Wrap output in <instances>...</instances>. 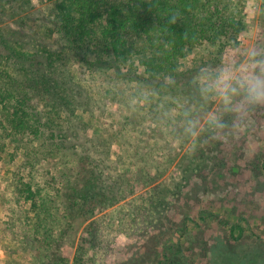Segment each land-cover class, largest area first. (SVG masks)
I'll list each match as a JSON object with an SVG mask.
<instances>
[{
    "label": "rangeland",
    "instance_id": "obj_1",
    "mask_svg": "<svg viewBox=\"0 0 264 264\" xmlns=\"http://www.w3.org/2000/svg\"><path fill=\"white\" fill-rule=\"evenodd\" d=\"M31 1L30 7L21 8L0 27L15 30L25 20L42 31L51 4ZM232 1L245 23L235 45L247 42L264 49V0ZM230 45L221 50V61L234 55ZM218 51L220 47L201 41L179 60L180 71L209 64ZM134 68L142 74L136 64ZM72 70L89 92L88 98L99 102L69 115L81 123L82 132L67 138L86 156L81 175L85 181L95 176L100 188L92 192L80 213L72 214V186L81 176L73 168L78 165L73 157L51 156L52 147L39 140L29 143L35 154L25 157L18 150L10 160L12 147L2 139L0 148L9 153L0 160V264L34 262L35 253L30 249L17 252L8 234L11 218L20 213L25 217L22 225L29 229L32 221L28 219L35 217L30 202L17 200L19 181L36 192L37 206L45 212L40 219L49 222L51 229L47 235H56L61 243L58 249L69 256L66 262L57 260L55 264H162L159 261L168 252L166 245L173 247L163 264H264V107L249 113L242 125L237 113L227 115L225 119L232 125L227 138L205 128L196 136L188 135L182 118L172 124L169 135L160 134L162 120L154 118L155 123L149 124L152 113L147 112L144 101L149 95L146 89L113 82L108 79L111 72ZM114 86L121 96L112 102L107 91ZM195 101L192 106L183 105L195 111L198 96ZM208 107L202 111L218 110L215 104ZM175 113V109L168 112L170 116ZM144 124V141L151 146L141 150L133 129ZM28 159H33L30 168H26ZM102 189L107 190L105 197ZM203 210L213 216L199 220ZM187 217L195 222H188ZM69 220L73 223L63 235L61 230ZM234 223L244 229L239 238L238 230L231 232ZM67 239L71 246L65 244Z\"/></svg>",
    "mask_w": 264,
    "mask_h": 264
},
{
    "label": "trees",
    "instance_id": "obj_2",
    "mask_svg": "<svg viewBox=\"0 0 264 264\" xmlns=\"http://www.w3.org/2000/svg\"><path fill=\"white\" fill-rule=\"evenodd\" d=\"M31 2L0 0V23L18 15L21 8L30 7ZM47 2L51 8L47 11L49 19L42 21V31H39V26H30V21L25 20L15 30L4 25L0 27V141L8 140L13 150L10 160H13L18 150H23L25 157L35 154L36 150L31 152L33 147L29 143L42 140L52 147L50 151L53 152L49 151L51 156L63 154L66 158L70 154L74 165L78 163L73 168L79 175L87 159L77 152L75 142L68 141V135L82 132L81 123L76 118L70 119V116L90 107L92 102L98 103L99 99L88 98L89 92L77 82L72 67L80 69V72L83 70L84 74L111 72L108 79L113 82L134 83L146 89L149 95L144 101L147 112L152 113L149 124L155 123L154 118L162 120L158 124V133L169 135L172 124L181 118L177 112L184 107L183 103L187 102L188 106L196 104L194 78L197 67L182 72L179 60L204 40L220 47L218 55L214 54L210 63L220 62L221 50L227 43L235 45L236 36L245 28L244 21L239 18L238 5L232 0ZM135 64L142 69V74L137 73ZM126 66L128 69L123 72ZM114 88L107 91L113 97L112 102L121 96L119 89ZM155 107L159 109L154 110ZM169 109H175V115L170 116ZM145 129V124L133 129L135 137L140 138L141 150L151 146L144 141ZM175 135L180 134L176 132ZM3 150L0 148V160L3 154L9 153ZM62 159L65 167L66 162ZM32 162L33 159H28L26 168H30ZM18 184L17 200L30 202L35 217L34 220L28 219L32 221L29 229L22 225L25 217L19 212L14 219L11 218L13 221L8 226L12 229L8 234L16 251L32 250L35 253L33 264H55L57 260L66 262L69 256H63V248L58 249L61 243L56 240V235L46 233L51 229L47 226L49 222L40 219L45 212L41 213V207L37 206L36 192L29 184L21 181ZM99 188L95 176L85 181L81 175L72 186V214L80 213L85 201ZM101 194L105 197L107 190L102 189ZM211 216L213 214L203 210L199 212L198 219L204 221ZM186 220L195 222L189 217ZM72 223L70 220L65 223L61 230L63 235ZM230 227L231 232L238 230L237 238L244 233L239 224L234 223ZM37 237H42V241H37ZM65 244L71 246L73 243L67 239ZM166 247L168 252L162 254L159 263L163 264V260L169 258L173 245Z\"/></svg>",
    "mask_w": 264,
    "mask_h": 264
},
{
    "label": "clouds",
    "instance_id": "obj_3",
    "mask_svg": "<svg viewBox=\"0 0 264 264\" xmlns=\"http://www.w3.org/2000/svg\"><path fill=\"white\" fill-rule=\"evenodd\" d=\"M232 50L234 55L228 60L197 68L194 87L199 105L195 111L184 106L178 112L185 133L196 136L205 128L227 138L232 127L227 115L237 113L242 125L249 113L264 107V49L244 42ZM209 104L218 110L202 111Z\"/></svg>",
    "mask_w": 264,
    "mask_h": 264
}]
</instances>
